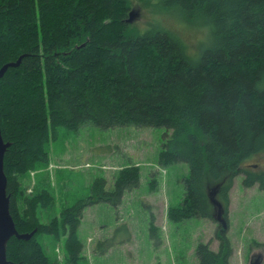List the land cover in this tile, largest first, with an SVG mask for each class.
<instances>
[{
	"label": "trees",
	"instance_id": "1",
	"mask_svg": "<svg viewBox=\"0 0 264 264\" xmlns=\"http://www.w3.org/2000/svg\"><path fill=\"white\" fill-rule=\"evenodd\" d=\"M184 20L211 30V47L196 54L176 33L130 31L131 0H0V128L10 211L20 234L12 238L9 264H58L45 252L44 235L65 239V264H81L79 229L88 207L122 204L140 186L141 169L119 171L109 189L97 177L90 195L42 222L56 205L48 187L28 194L24 181L49 164L58 130L94 122L100 129L164 128L162 165L187 163L185 195L170 219H214L210 192L217 188L228 228L219 226V250L197 246L198 264H230V192L235 178L260 185L264 172L246 165L264 154V0H157ZM206 26V27H205ZM153 229H156L153 226ZM112 245V244H111ZM111 245L100 241L94 252Z\"/></svg>",
	"mask_w": 264,
	"mask_h": 264
},
{
	"label": "rangeland",
	"instance_id": "2",
	"mask_svg": "<svg viewBox=\"0 0 264 264\" xmlns=\"http://www.w3.org/2000/svg\"><path fill=\"white\" fill-rule=\"evenodd\" d=\"M131 12L135 18L130 31L176 33L193 55L211 47L208 27L187 23L178 10L165 9L157 0H131ZM166 133L164 128L137 126L102 130L94 122L76 130L60 128L58 139L49 146V164L32 170L24 181L28 194L41 185L56 197L55 207L42 212V222L49 223L64 208L89 196L95 178H106L112 189L120 170L129 166L141 169L140 186L127 191L120 206L98 204L85 210L79 229L84 243L81 264H198L199 243L210 242L213 250H219V224L214 219H170L168 211L182 204L190 169L184 162H159ZM246 167L264 172V154ZM243 181V175L236 177L230 192V264L257 260L264 264V189L260 185L245 188ZM100 241L112 245L96 254L94 249ZM64 242V238L56 241L42 237L45 252L58 264H65Z\"/></svg>",
	"mask_w": 264,
	"mask_h": 264
},
{
	"label": "water",
	"instance_id": "3",
	"mask_svg": "<svg viewBox=\"0 0 264 264\" xmlns=\"http://www.w3.org/2000/svg\"><path fill=\"white\" fill-rule=\"evenodd\" d=\"M127 23H132L135 18V13L130 12ZM22 57L19 58L17 63H10L5 65L0 70V79L7 72L9 67H18L21 64ZM11 144L6 143L2 136L0 128V264H9L7 259V247L10 240L16 237L19 240L29 241L34 237L36 231L31 234H20L16 228L15 221L11 215L10 202L11 198L7 194L8 179L5 174L4 161L7 150ZM211 203L214 208V220L222 227L223 230L228 228V222L225 218V209L223 204L217 199V188L212 190L209 194ZM260 260H257L252 264H261Z\"/></svg>",
	"mask_w": 264,
	"mask_h": 264
}]
</instances>
